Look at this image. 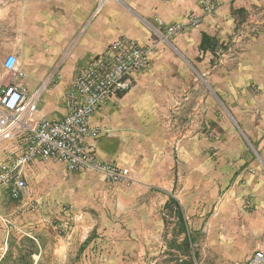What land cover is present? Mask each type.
<instances>
[{"label": "crops", "instance_id": "crops-1", "mask_svg": "<svg viewBox=\"0 0 264 264\" xmlns=\"http://www.w3.org/2000/svg\"><path fill=\"white\" fill-rule=\"evenodd\" d=\"M193 15L201 17V24L190 22ZM241 16L264 24V0H224L213 14L205 13L200 0H0V92L20 83L35 103L27 114L61 119L68 112L67 90L76 73L119 36H129L152 46L150 65L135 74L130 91L112 98L91 117L99 135L88 143L100 158L111 160L131 147L132 138L158 129L166 149L171 131L176 138L182 136V129H210L207 122L214 117L216 93L222 104L237 96L239 102H247L249 115L256 111L264 116V75L254 79L255 63L244 61L243 56L231 69L226 67V44L241 37L235 32ZM173 24L182 25L183 30L170 34L167 29ZM257 37H264V30L251 38ZM255 43L253 39L248 48ZM250 48L247 54L253 56ZM10 53L18 56L24 78H13L4 70L3 60ZM200 73L207 76L205 88L210 94L199 95ZM255 83H259L258 94L249 89ZM217 115V122L226 129L225 115ZM185 119L190 123H184ZM262 133L264 121L255 129L254 139L262 141ZM11 142L14 153L3 159L0 152V163L22 153L21 141ZM229 150L226 143V207L219 213L225 211L226 216L208 217L196 227L208 231L196 240L200 264H244L256 251L264 252V174L247 173L244 165L239 167L244 160L229 157ZM259 150L264 158V141ZM191 161L192 173L216 172L210 170L211 159ZM38 162L26 167V176ZM164 165L167 173L171 165ZM248 202L252 207L247 208ZM27 205L6 189L0 190V262L10 248L6 218L21 219Z\"/></svg>", "mask_w": 264, "mask_h": 264}, {"label": "rangeland", "instance_id": "rangeland-1", "mask_svg": "<svg viewBox=\"0 0 264 264\" xmlns=\"http://www.w3.org/2000/svg\"><path fill=\"white\" fill-rule=\"evenodd\" d=\"M212 1L216 7L207 14L215 13L224 0ZM241 19L235 30L241 37L226 44V67L231 69L244 56V61L257 66V79L264 75V37H251L258 36L264 24L245 20V16ZM175 25L179 29L169 30ZM170 26V34L183 30L180 24ZM253 39L256 43L249 48L254 54L248 56ZM199 79V95L210 94L205 88L207 76L200 73ZM249 89L258 94L259 83ZM246 104L237 96L222 104L216 93L214 117L207 122L210 129H182V136L176 138L171 131L166 149L158 129L132 138L131 147L121 157L103 159L128 168V179H109L93 170L70 174L61 163L39 160L26 176L27 188L20 199L28 204L27 214L21 219L6 218L10 248L0 264H200L196 240L208 231L196 227L208 217L220 220L226 216L225 211L219 214L226 207V143L229 157L244 160L239 167L244 165L247 173L264 174L259 150L264 138L254 139L264 116L256 111L249 115ZM217 112L225 115L226 129L217 122ZM12 140L21 139L13 135L0 138L3 159L14 153ZM192 159L213 160L209 167L215 174L192 173ZM164 163L171 165L167 173ZM172 198L182 203L183 219Z\"/></svg>", "mask_w": 264, "mask_h": 264}, {"label": "built area", "instance_id": "built-area-1", "mask_svg": "<svg viewBox=\"0 0 264 264\" xmlns=\"http://www.w3.org/2000/svg\"><path fill=\"white\" fill-rule=\"evenodd\" d=\"M206 12L216 5L201 0ZM190 22L198 25L199 17ZM179 29L170 26L169 30ZM152 46L121 35L102 54L80 69L67 90V114L61 119L32 117L35 103L30 102L22 85L12 84L0 92V138L13 135L21 139L24 151L13 160L0 163V186L13 199H21L27 188L25 169L36 159L64 163L68 173L98 171L114 180L128 179L129 169L101 159L88 143L99 132L91 117L112 98H119L134 87L135 74L146 70L151 61ZM3 68L13 78H24L17 55L10 53ZM27 114V115H26ZM244 264H264V252L258 250Z\"/></svg>", "mask_w": 264, "mask_h": 264}, {"label": "trees", "instance_id": "trees-1", "mask_svg": "<svg viewBox=\"0 0 264 264\" xmlns=\"http://www.w3.org/2000/svg\"><path fill=\"white\" fill-rule=\"evenodd\" d=\"M173 202L175 203L176 207H177V210H178V213L179 215L181 216V218L183 219L184 215H183V209H182V206L180 205V203L176 200V199H172Z\"/></svg>", "mask_w": 264, "mask_h": 264}, {"label": "water", "instance_id": "water-1", "mask_svg": "<svg viewBox=\"0 0 264 264\" xmlns=\"http://www.w3.org/2000/svg\"><path fill=\"white\" fill-rule=\"evenodd\" d=\"M229 113V115H230V112H228ZM232 117V116H231ZM232 119H233V121L236 123V120L232 117Z\"/></svg>", "mask_w": 264, "mask_h": 264}]
</instances>
